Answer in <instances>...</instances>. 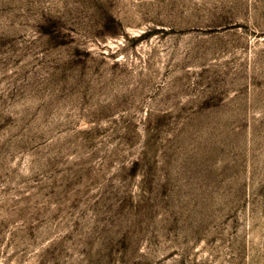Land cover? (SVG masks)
<instances>
[{
  "label": "rangeland",
  "instance_id": "rangeland-1",
  "mask_svg": "<svg viewBox=\"0 0 264 264\" xmlns=\"http://www.w3.org/2000/svg\"><path fill=\"white\" fill-rule=\"evenodd\" d=\"M0 264H264V0H0Z\"/></svg>",
  "mask_w": 264,
  "mask_h": 264
}]
</instances>
